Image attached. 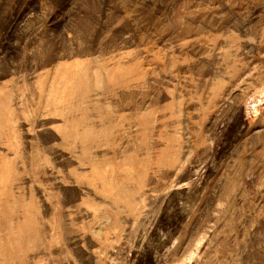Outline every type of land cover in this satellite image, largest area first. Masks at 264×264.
<instances>
[{
    "label": "rangeland",
    "instance_id": "374dc122",
    "mask_svg": "<svg viewBox=\"0 0 264 264\" xmlns=\"http://www.w3.org/2000/svg\"><path fill=\"white\" fill-rule=\"evenodd\" d=\"M0 264H264V0H0Z\"/></svg>",
    "mask_w": 264,
    "mask_h": 264
}]
</instances>
